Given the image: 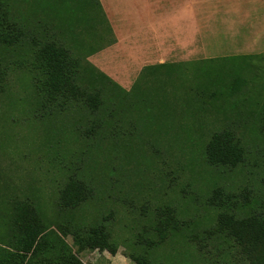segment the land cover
I'll use <instances>...</instances> for the list:
<instances>
[{
	"label": "trees",
	"instance_id": "obj_1",
	"mask_svg": "<svg viewBox=\"0 0 264 264\" xmlns=\"http://www.w3.org/2000/svg\"><path fill=\"white\" fill-rule=\"evenodd\" d=\"M92 8L90 0H0V97L14 106L6 96L11 74L19 69L20 81L30 78L21 112L36 119L35 149H46L42 156L57 169L59 184L57 209L46 214L27 193L24 175L16 183L0 169V264H85L83 251L115 255L119 245L108 221L120 213L133 264H165L156 255L176 240L194 244L204 264H264V187L246 182L253 147L264 145V86L253 89L264 79V56L211 59L212 70L185 62L146 65L127 90L88 60L115 42L93 48L91 40L104 37L95 32ZM85 24L89 40L79 39L86 37ZM245 68L255 69V77L244 75ZM152 84L159 86L153 96ZM166 85L171 89L164 91ZM233 106L239 112L224 113ZM212 112L228 122L210 135L203 127ZM235 116L245 119L250 138L233 127ZM159 119L174 120L173 132L151 131ZM165 140L200 150L204 166L196 171L192 154L187 182H200L208 199L209 211L198 221L190 219L196 209L192 193L184 194L187 184L173 183L179 171L169 179L162 157L152 153ZM90 208L93 220L79 218ZM207 239L212 249L205 250Z\"/></svg>",
	"mask_w": 264,
	"mask_h": 264
},
{
	"label": "rangeland",
	"instance_id": "obj_2",
	"mask_svg": "<svg viewBox=\"0 0 264 264\" xmlns=\"http://www.w3.org/2000/svg\"><path fill=\"white\" fill-rule=\"evenodd\" d=\"M93 3L92 12L98 19L95 26V32L98 37H104L101 41L99 39L91 40L93 48L105 47L108 45V40H113L109 34L108 27L105 22V16L101 8L98 5L97 0H90ZM129 0H120L124 5ZM157 3V0H153ZM157 1V2H156ZM180 3L184 6L180 21H176L177 27L181 29V35L179 37H170L173 40H178L182 43H189L192 41L196 44H190V47H181L182 50L166 49L161 52V57L149 58L140 51H135L130 48L122 47H110L101 50L88 58L90 62L96 65L100 70L109 75L114 81L124 86L127 90L131 88L133 82L139 78V70L144 67L146 63L157 64L158 60H161L171 53L173 57L168 58V63H187L188 68L197 69V65L207 64L211 69V59H223L231 57H252V56H264V0H179L176 4ZM89 24H85V28ZM129 25H132L131 23ZM83 26V27H84ZM85 33V32H84ZM108 36H107V35ZM177 34V33H175ZM89 40L88 27L86 29V37H79V39ZM141 41H144V37H138ZM132 46V42L130 44ZM138 54L142 57H138ZM166 60V62H167ZM196 63V64H195ZM253 65H256L258 61H252ZM217 64V62H216ZM213 65L214 66H216ZM151 65V64H148ZM257 73L255 69H243L244 75H253ZM22 71L18 69L10 76L9 93L6 95L11 96L15 102L14 106H10L9 100L5 97H0V169H3V179L5 176L16 177V183H18L17 176L24 175L26 178H22L25 188H28L27 193H31L36 198L37 207L39 211L46 214H52L57 209L58 198V182L54 180L57 169L49 163L47 158H43L42 154L44 150L37 151L35 145L38 144L37 135L34 137L33 132L38 134L41 130H35V118L29 113L22 111V99L28 96L27 86L30 85V78L27 76L20 81ZM258 83V85H256ZM264 86V79L259 80L254 84V91L262 90ZM142 88V87H141ZM148 88V86H147ZM159 88L157 85H149L148 89H151L150 95L153 96V89ZM171 86L166 85L164 91L170 90ZM179 106V101L175 102ZM174 104V103H173ZM247 108L246 106H243ZM173 108V106H172ZM152 109V108H151ZM154 110V108H153ZM179 112V110H177ZM235 112H239L238 108L226 109L224 113L229 115H235ZM222 113V112H220ZM213 119H206L204 124V133L217 132L219 127L224 126L228 121L215 120L216 113L212 112L207 114ZM221 118V116H219ZM233 127L238 133H245L247 138L251 135L247 131H244L243 125L246 124L245 119L241 117H234L232 119ZM235 122V123H234ZM171 124L174 125V120L159 119L155 125L149 124L151 131H169ZM180 122L175 121V127H179ZM38 125V124H37ZM36 125V126H37ZM174 128V126L172 127ZM221 129V128H220ZM170 137V136H169ZM166 140L168 137L165 138ZM165 140V141H166ZM32 141L33 144H32ZM168 142V143H167ZM174 143L166 141L163 148L160 151L152 149V153L156 156L162 157L163 167L170 175L169 179L174 180L172 171H179L177 175L179 179L173 183L187 184L189 182L192 173L189 168V158L192 156L196 160V171H201L203 168V162L200 155V150L197 145L192 146L190 142L184 145L180 141V146L172 147ZM190 146V147H189ZM33 147V148H32ZM180 147V148H179ZM62 150V149H61ZM77 148H74L75 153ZM80 151V150H79ZM192 151V153H190ZM252 157L247 161V170H244L246 176V182L249 185H256L258 187H264V145L260 143L256 144L252 150ZM72 161V158L68 163ZM74 166V165H73ZM200 173V172H199ZM198 173V174H199ZM7 174V175H5ZM34 177V181L30 178ZM242 178V176H241ZM3 179H0V186H4ZM117 179L110 180L111 183ZM41 181V182H39ZM170 182V181H168ZM32 183L33 185H30ZM110 184H107V186ZM172 185V184H171ZM170 185V186H171ZM200 182L192 184L190 187L188 184L185 188V193H192L194 198L192 201V207L196 209L194 215L190 219L200 220L207 213L208 199L206 196H202L198 187ZM30 186V187H28ZM173 200H178L177 194L172 193L167 189ZM4 192H2L3 194ZM180 197V196H179ZM168 197L165 198L167 200ZM181 198V197H180ZM95 210V209H94ZM94 210L79 215L81 218L85 216V221H91L95 218ZM193 212V209H192ZM110 211H106L102 215L108 216ZM118 215V216H117ZM115 217V222H110V230L113 239L117 241L119 245L118 252L122 257L129 253L128 244L130 240L129 233L123 228L125 221L120 213ZM194 224V223H193ZM197 230L194 229V232ZM69 244L73 243L71 235L67 237ZM212 241L207 239L205 250L212 249ZM194 244H185L181 240H176L166 244L161 251H158L156 255L158 259H161L165 264H204L203 258L199 255L197 247H193ZM108 252V251H107ZM102 254L103 252L97 251ZM109 253V252H108ZM126 253V254H125ZM110 254V253H109ZM95 257V256H93ZM101 263L110 264L106 254L101 257Z\"/></svg>",
	"mask_w": 264,
	"mask_h": 264
},
{
	"label": "crops",
	"instance_id": "obj_3",
	"mask_svg": "<svg viewBox=\"0 0 264 264\" xmlns=\"http://www.w3.org/2000/svg\"><path fill=\"white\" fill-rule=\"evenodd\" d=\"M157 1L154 3L153 0H129L123 5L120 0H99L103 15L111 29V37L115 38V42L104 49L125 45L126 49L141 50L146 57L158 58L162 56L163 50H182L181 47H190L192 41L182 43L170 38L181 35V29L175 25L176 21H180L184 6L180 3L176 4L179 0ZM130 23L132 25H129ZM138 37H144V41ZM193 45L196 46L195 43ZM172 52L157 63H164L168 58L173 57ZM138 57L142 56L138 54ZM148 64L153 65L146 63L145 66ZM105 254L110 264H133L129 258L122 257L119 252L112 255L107 251L102 254L97 251H83L79 253V257L85 264H103L101 257Z\"/></svg>",
	"mask_w": 264,
	"mask_h": 264
}]
</instances>
